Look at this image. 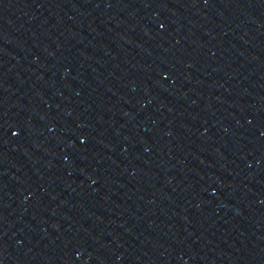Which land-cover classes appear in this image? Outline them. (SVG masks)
Returning <instances> with one entry per match:
<instances>
[{"label": "water", "instance_id": "95a60500", "mask_svg": "<svg viewBox=\"0 0 264 264\" xmlns=\"http://www.w3.org/2000/svg\"><path fill=\"white\" fill-rule=\"evenodd\" d=\"M0 264H264V0H0Z\"/></svg>", "mask_w": 264, "mask_h": 264}, {"label": "snow or ice", "instance_id": "6c2138e0", "mask_svg": "<svg viewBox=\"0 0 264 264\" xmlns=\"http://www.w3.org/2000/svg\"><path fill=\"white\" fill-rule=\"evenodd\" d=\"M17 133L16 132H13V135H16Z\"/></svg>", "mask_w": 264, "mask_h": 264}]
</instances>
